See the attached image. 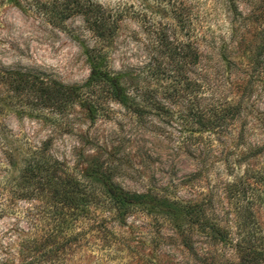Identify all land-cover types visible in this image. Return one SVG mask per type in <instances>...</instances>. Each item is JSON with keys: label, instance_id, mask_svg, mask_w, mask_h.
<instances>
[{"label": "rangeland", "instance_id": "obj_1", "mask_svg": "<svg viewBox=\"0 0 264 264\" xmlns=\"http://www.w3.org/2000/svg\"><path fill=\"white\" fill-rule=\"evenodd\" d=\"M89 1L122 12L111 36L98 38L79 13L59 23L43 14L41 3L60 10L62 0H0V264H57L27 243L42 238L45 203L25 188L20 170L42 147L77 176L102 165L129 192L202 206L223 231L211 239L196 226L190 252L160 216L135 212L118 224L101 205L94 213L106 218L103 232L90 219L64 217L58 239L78 236L58 254L61 264H201L208 255L235 264L233 244L248 231L264 248V61L247 59L264 30V0ZM163 36L201 53L184 67L186 90L179 59L158 56ZM92 47L104 48L115 72L149 65L143 84L160 109L141 121L109 100L107 115L95 120L77 102L57 116L28 114L20 73L80 85ZM242 215L249 227H239Z\"/></svg>", "mask_w": 264, "mask_h": 264}, {"label": "trees", "instance_id": "obj_2", "mask_svg": "<svg viewBox=\"0 0 264 264\" xmlns=\"http://www.w3.org/2000/svg\"><path fill=\"white\" fill-rule=\"evenodd\" d=\"M62 1L60 10H56L52 4L41 3L43 14L50 19L54 17L53 22L59 23L72 13H79L100 39L112 35L122 15L118 9H106L89 0ZM160 1L163 2V0ZM142 18H145V14ZM160 43L157 49L158 56L165 55L172 61L179 59L176 62L178 72L176 74L186 82L184 86L186 90L188 83L191 85L192 81L184 74V67L198 63L201 56L199 49L186 40L182 44H170L165 36ZM85 54L89 64V76L84 83L77 86H64L40 73H20V85L25 93V111L33 114L46 110L57 116L69 105L77 102L85 108L88 118L95 120L107 115L109 110H106L104 104L109 100L117 102L141 121L154 109H160L159 106L152 104L147 93L148 86L143 84L148 82L147 76L152 74L149 65L136 69V72H131L132 70L115 72L107 65V53L103 47H92ZM158 56L150 58L156 61ZM236 57L237 55L234 54L233 58ZM250 57L254 63L259 60L264 61V30L259 35V43L253 45L251 56L247 59ZM20 171L25 188L31 189L32 193L34 192L45 203L43 223L46 229H43L42 238L27 240V243L33 244L36 248L42 247L40 256L48 255L57 264L62 263L61 257L58 258L61 255L58 254L67 249L78 236L76 234L63 237L62 240L58 239V235L61 237L63 231L67 229L64 217H69L70 220L90 219L91 229L97 228L103 232L106 218L100 221L98 215L94 213L101 205L107 206L105 211L109 214V219L118 224L124 223L126 218L135 212H142L147 216L152 214L160 216L174 227L175 234L190 252L193 251L191 232L196 226L202 230H208L211 239H222L223 231L218 229L216 224L207 222L210 217L202 206H182L180 201L158 198L148 192H129L115 184L111 179L109 168L102 165L94 167L92 176L85 172L77 176L66 170L61 162L47 154L46 148L42 147L35 148L27 156ZM240 217L244 223L242 222L239 227L246 228L250 221L247 222V216ZM248 233L249 235L241 236L233 244L238 256V263L235 264H261L262 262L264 264L262 244L258 243L252 232L248 231ZM223 240L225 241V238ZM47 243L48 246H46ZM213 257L208 255L201 260V264H223V262H216Z\"/></svg>", "mask_w": 264, "mask_h": 264}]
</instances>
